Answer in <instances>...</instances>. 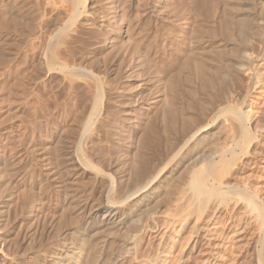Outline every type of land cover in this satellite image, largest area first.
I'll use <instances>...</instances> for the list:
<instances>
[{
	"label": "rangeland",
	"instance_id": "374dc122",
	"mask_svg": "<svg viewBox=\"0 0 264 264\" xmlns=\"http://www.w3.org/2000/svg\"><path fill=\"white\" fill-rule=\"evenodd\" d=\"M69 1H0V264H51L78 222L104 201L105 177L95 172L94 178L91 172L68 177L64 172L63 165L70 167L72 147L84 135L80 145L85 158L101 172L107 170L106 174L115 178L124 176L126 184L132 186L148 171L159 169L175 145L174 138L176 141L179 132L198 121L196 104L205 86L190 38L197 44L206 38L200 27L208 20L201 6L203 0H190L192 4L189 0H163L159 7L154 6V0H135L140 13L135 20L137 28L121 43L107 19L110 0H83L81 11L73 8V0ZM191 5L194 10L203 9L195 10L197 21H203L195 25L201 29L194 28L191 33L188 30L186 39L180 17L195 14ZM54 28L59 30L58 35ZM197 62L199 68L195 66ZM62 67H67V72ZM80 69L89 73H84L85 77H94L90 79L97 82L99 89L79 74ZM71 70L74 73H69ZM97 92L100 105L95 107L99 110L93 107L96 101L92 100ZM123 107L130 111L129 115L121 111ZM91 111L96 113L94 121L83 132V121ZM130 137L134 142L129 141ZM131 143H135V168L128 164L130 159L120 155L121 146L132 147ZM119 157L124 163H118ZM57 181L74 196L72 202L63 203ZM148 249L144 248L145 255Z\"/></svg>",
	"mask_w": 264,
	"mask_h": 264
},
{
	"label": "bare ground",
	"instance_id": "6f19581e",
	"mask_svg": "<svg viewBox=\"0 0 264 264\" xmlns=\"http://www.w3.org/2000/svg\"><path fill=\"white\" fill-rule=\"evenodd\" d=\"M162 1L154 0V6L159 7ZM107 2H109L107 19L113 25L116 37L121 43L123 38L135 29L137 22L135 20L140 16L139 7L135 5V0ZM73 3V8L77 10L82 6L83 0H73ZM192 3L190 1V4ZM183 6L186 5L183 4ZM201 6L208 18L207 21L199 20V22H205V24L202 23L203 27L197 24L195 13L197 8L199 10L202 8L197 7L194 10L191 5V11L194 10L195 14L189 16L190 14L187 15L188 13L185 12L187 17H180L183 19L182 22L184 21L183 27L181 25L180 28L181 30L183 28L186 39H189L187 38L188 30L191 33L192 29L199 28L195 25H200L206 33V35L202 33L206 36L205 40L198 44L190 38L196 54L193 56L201 64L197 62L195 66H202L203 77H199L203 79L205 86V92L203 95L200 94L202 97L199 96V102L196 104L198 121L195 124L192 122L191 127L179 132L176 141L174 138L175 145L162 166L158 167L159 169L151 171L152 173L148 171L147 176L143 179L141 177L142 180L134 182L132 186L128 182L129 186L126 184L124 176L115 178L112 177L113 175H108L109 173L106 174L107 170L101 172L96 169L82 152L80 140H84L85 135L80 137L78 144L70 151L68 157L70 167L65 166L67 165L65 163L63 165L64 161L61 162L65 175L69 177L82 172H95L97 176L102 175L106 183L104 185L105 199L94 212L84 215L76 228L71 232L68 230L70 235L67 241L51 264H264V0H203ZM190 26H192L191 29H189ZM58 32L56 28L54 34L58 35ZM190 33L189 35L193 36V33L192 35ZM184 59L187 58L184 57ZM62 68V70L65 69V67ZM80 70L78 71L81 75L82 70ZM71 72L72 70L69 73ZM84 73L87 71L83 69V78ZM87 75L85 79L93 78L94 80V77L89 78ZM94 83L97 85L96 81ZM94 98L92 100L96 103L93 107L97 108L100 105L98 104L99 92ZM128 100L126 101L129 102ZM95 105L98 106L95 107ZM121 111L126 115L130 114L125 107ZM95 114L91 111L86 116L82 124L83 132H87L86 130L94 121ZM119 127L126 128L125 125ZM86 139L88 138L85 137V141ZM133 140L131 138L129 141L134 142ZM134 144L131 143L134 150L127 146L120 148V155L124 159L125 157L130 159L128 164L132 168L136 161ZM124 159L120 160L119 157L118 163H124L122 162ZM128 167L130 169V166ZM92 174L94 178V173ZM56 183H58L57 191L63 197V203L72 202L74 196L68 194L66 191L68 188L65 189L59 181ZM76 183L79 182L76 181ZM107 246L110 248L108 254ZM147 246L150 252L145 255L144 248L146 249Z\"/></svg>",
	"mask_w": 264,
	"mask_h": 264
}]
</instances>
